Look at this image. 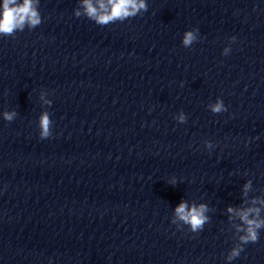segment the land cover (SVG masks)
Returning <instances> with one entry per match:
<instances>
[{
  "label": "clouds",
  "instance_id": "1",
  "mask_svg": "<svg viewBox=\"0 0 264 264\" xmlns=\"http://www.w3.org/2000/svg\"><path fill=\"white\" fill-rule=\"evenodd\" d=\"M148 5L146 0H80V6L74 11L76 17L85 16L94 21L100 26H106L110 23L123 22L126 19L135 17L146 12ZM42 23L41 14L39 12V0H3L0 3V36L13 37L18 31H23L25 27L34 29ZM199 30L193 28L183 33L182 45L185 48H190L194 42L198 40ZM235 41V37H231ZM230 48L225 47L222 55H228ZM210 111L214 114H219L227 111L223 100L217 98L214 104L208 106ZM17 116L15 110L5 111L3 119L6 121H13ZM180 123L186 121L183 112L178 116ZM52 120L47 113H43L39 118V136L41 139H47L52 135ZM207 148H211L212 144L209 141L205 142ZM169 183L173 186L177 183L175 178H172ZM249 184L245 185L247 190ZM264 204V201H259ZM256 203V201H253ZM206 204L197 205L195 202L191 204L186 200H181L174 209V218L172 223L177 221L187 225L193 233H198L203 230L205 223L208 221L206 213L208 212ZM229 213L237 216L242 222L243 226L237 225L236 231L242 233L238 237V243L231 248L226 261L230 262L239 257L244 250V245L248 243H255L259 238V230L264 229V219L260 217V209L256 207H249L247 209H234L229 207ZM255 217V218H250Z\"/></svg>",
  "mask_w": 264,
  "mask_h": 264
}]
</instances>
